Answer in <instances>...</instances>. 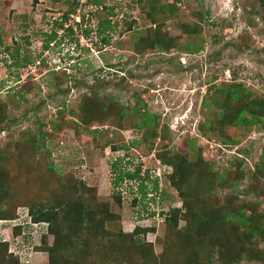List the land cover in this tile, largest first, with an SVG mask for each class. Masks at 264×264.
<instances>
[{
  "label": "rangeland",
  "instance_id": "obj_1",
  "mask_svg": "<svg viewBox=\"0 0 264 264\" xmlns=\"http://www.w3.org/2000/svg\"><path fill=\"white\" fill-rule=\"evenodd\" d=\"M92 2L0 0V179L6 182L0 212L8 215L0 217L2 260L49 264L54 229L34 222L28 210L52 202L57 190L73 191L97 206L99 216L109 215L99 235L80 232L61 264L112 258L150 264L136 256V238L157 264L178 263L177 239L194 232L186 204L197 190L199 201L219 212L242 208L264 220V169L256 165L264 115L255 124L232 126L247 99L227 103V111L222 104L236 83L264 99V16L257 0H155V22L146 15L150 0ZM151 35L165 48L149 47ZM195 44L201 49L189 52ZM96 100L103 106L98 113ZM143 111L155 116L163 139L143 138L144 129L133 126ZM34 134L36 148L29 141ZM173 151L193 168L180 190L159 158ZM114 162L121 171L138 168L147 175L145 199L138 181L113 184ZM209 171L223 176L219 185L207 182ZM197 205L192 201L193 210ZM242 241L222 260L214 245L208 264H264L257 252L242 248L264 251V238Z\"/></svg>",
  "mask_w": 264,
  "mask_h": 264
},
{
  "label": "trees",
  "instance_id": "obj_2",
  "mask_svg": "<svg viewBox=\"0 0 264 264\" xmlns=\"http://www.w3.org/2000/svg\"><path fill=\"white\" fill-rule=\"evenodd\" d=\"M32 1L35 3L37 0ZM98 1L99 0H93L92 3L98 4ZM150 1V10L147 11L146 15L155 22L156 19L154 17V13L159 8L154 6L155 0ZM257 2L259 10L264 16V0H257ZM167 5L170 6L169 4ZM102 22L107 24L109 21H100V31H102V29L104 30ZM57 24L59 27L62 26V23ZM156 29L158 30V28ZM157 30H154V33H156ZM69 31L71 32V28H69ZM100 31L98 30V36L100 35L99 37L103 44H107L108 39L104 36H101ZM54 35L55 34L53 33L51 37ZM145 41L149 47H156L160 50L166 46L163 45L162 42L158 41L157 37H153L152 35L150 38H145ZM147 44L145 45L147 46ZM44 46L47 47L46 44H44ZM139 48L140 47L136 48V50L140 51L141 48ZM200 49L201 46L199 44H195L193 47L188 48V51L195 53ZM216 91L219 93L222 91V89ZM251 93L252 92L249 89H246L239 83H236L234 84L233 90H228L227 94L223 95L222 104L223 109H226V111L227 103H235L241 99L243 101L247 99L243 104L244 107L240 108L233 114L230 121L232 126H247L255 124L259 121V118L264 115V99H258L257 97L252 96ZM82 102V105L86 103L85 100ZM95 105L97 108L95 110L96 113L102 111L103 106L97 100ZM221 115L224 114L221 113ZM3 117H5L4 114L0 115V120ZM85 117H89V115H85ZM139 118V122L134 123L133 126L144 129L142 136L143 138H152L154 136H158L160 139H163L165 137V130H157L158 123L156 122L155 116L153 114L143 111L139 113ZM95 119L97 120L98 118ZM40 135L42 138V133H40ZM36 140L37 138L35 134L29 139L30 143L32 146H35V148L37 147ZM159 158L160 161L171 167V172L167 176L171 185H173L176 190H180L181 187L186 186L188 183V177L193 168L188 163V161H186L185 156H183L181 153L173 151L169 156H161ZM115 165L116 162L112 164L113 169L119 170V168H116ZM256 165H259L264 169V148ZM53 169V164L49 162L46 167V172L52 174ZM117 172L118 173L113 180V184L115 186L123 179L138 181L137 190H139L141 194L140 201L145 199L146 190L144 189V181L147 179L146 174L145 176L141 177L139 175L138 168H135L131 172L121 170ZM222 177L223 176L221 174L217 175L209 171L207 182H212V186H217L219 185V181L223 180ZM5 184V180L0 179V203L4 201V196L6 195V190L3 188ZM225 184L229 186L232 183L227 181ZM197 191L199 192V190ZM54 192L55 194L53 195V198L51 197L52 202L48 201L47 199L45 202H37L34 204V206L29 207L28 212L30 213L34 222H45L50 228L54 229V243L51 246V248L53 247L54 249L49 248V264H57L58 261L59 264H61V261L63 260L62 256L65 255L66 251H68L74 245V239L78 238L80 232L86 231L89 234L92 233L94 235H99L101 232L100 229H103L102 223L104 220H108L109 215L107 214L103 217L99 216L101 212H98L94 209L97 206L93 205L91 201L86 200L84 197L82 198L80 196H76L73 191L65 193L63 191L57 190ZM198 192H190L189 197L191 198V202L188 201V205L186 204L187 212H191L189 216L192 218L191 224L193 223L190 228L193 229L194 232H186L185 239H182V241L180 238L177 239V246L179 249L182 248L181 250H183V258L176 264H208L211 262L210 256L213 253L214 245H216L219 249V260H222L227 251L229 252L227 255H232L233 253L231 252H235L236 249H239L238 244L243 243L242 238L246 239L258 235L264 238V220L257 218L255 215H253V213L246 215L242 208H238L236 210L222 208V210L219 212L216 208H212L209 205L199 201L198 197L200 194H198ZM192 201H198V205L195 207V210L192 209ZM179 211V208L172 210V212L175 214H177ZM0 217H8V215L6 213L3 214L0 212ZM173 223L174 222L171 221V219L167 220V224L173 225ZM221 227H223L222 234H220ZM194 234L198 237L202 234L200 236L201 239L196 238V240H194L196 237ZM80 241L84 240L80 239ZM118 243L119 244H117L116 247H119L118 250L122 251L124 246L120 242ZM134 243V245H138V248L140 249L136 253L137 257L142 258L143 261H149L150 264H157L155 259L152 258V252L149 249H146L143 245H139V238L134 239ZM242 248L247 249L249 254H252L254 251L257 252L258 254H256L257 256L255 259L264 261V251H262L260 248H252L248 245ZM4 256L5 248L2 244H0V264H8L2 260ZM114 260L115 259L112 258L109 262L101 261V264H118L115 263ZM9 264L17 263L14 260Z\"/></svg>",
  "mask_w": 264,
  "mask_h": 264
}]
</instances>
